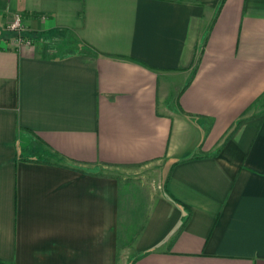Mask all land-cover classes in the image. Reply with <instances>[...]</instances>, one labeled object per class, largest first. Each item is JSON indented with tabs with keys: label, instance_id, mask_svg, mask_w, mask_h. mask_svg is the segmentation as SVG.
<instances>
[{
	"label": "crops",
	"instance_id": "1",
	"mask_svg": "<svg viewBox=\"0 0 264 264\" xmlns=\"http://www.w3.org/2000/svg\"><path fill=\"white\" fill-rule=\"evenodd\" d=\"M155 162L139 212L110 172ZM122 246V264H264V0H0V264Z\"/></svg>",
	"mask_w": 264,
	"mask_h": 264
},
{
	"label": "rangeland",
	"instance_id": "2",
	"mask_svg": "<svg viewBox=\"0 0 264 264\" xmlns=\"http://www.w3.org/2000/svg\"><path fill=\"white\" fill-rule=\"evenodd\" d=\"M12 22V19L8 22V24L6 25L8 30L11 31H15L17 29H14L10 27V24ZM24 20L22 21V25L24 26ZM8 25L10 28H8ZM16 32V31H15ZM22 30H19L18 33L22 34ZM16 36H17V32H16ZM50 43H54L57 47H60L56 52H64L65 50L63 49L64 46L62 45V43L60 41L57 40H49ZM54 45V46H55ZM56 47H54L55 49ZM54 49L51 48V52H54ZM158 163H153V164H149L148 166H146L144 169L145 171L143 173H130V174H125L127 175V178H122L119 176L120 172H116L118 170H114V172H110L114 173L115 175H117L122 184L125 183L126 188L128 190V192H130V194H132L133 198L129 199V205H131V208L133 206V208L135 210H138L139 212H145L146 210H148L153 204H155L160 196V194H162L164 192V179L162 176V167L161 165ZM125 181V182H123ZM150 205V206H149ZM143 209H142V208ZM121 250V254L120 255V260L118 262V264H122L121 260H122V255L124 254H128L130 251V246H122L120 248ZM125 252V253H124Z\"/></svg>",
	"mask_w": 264,
	"mask_h": 264
},
{
	"label": "built area",
	"instance_id": "3",
	"mask_svg": "<svg viewBox=\"0 0 264 264\" xmlns=\"http://www.w3.org/2000/svg\"><path fill=\"white\" fill-rule=\"evenodd\" d=\"M11 19H12V22L10 24V27L13 28V30L17 29V30H15L17 32V36L15 37L16 40L18 42L21 41V42H25V43H31L32 42L31 38L24 37V36L21 35V33H18L19 30H22V31L24 30V26L21 24L22 21H23V19L21 17V14L15 13V14H13ZM10 27L8 25V28H10Z\"/></svg>",
	"mask_w": 264,
	"mask_h": 264
},
{
	"label": "trees",
	"instance_id": "4",
	"mask_svg": "<svg viewBox=\"0 0 264 264\" xmlns=\"http://www.w3.org/2000/svg\"><path fill=\"white\" fill-rule=\"evenodd\" d=\"M30 38H31V41H32L33 40L32 37H30Z\"/></svg>",
	"mask_w": 264,
	"mask_h": 264
}]
</instances>
